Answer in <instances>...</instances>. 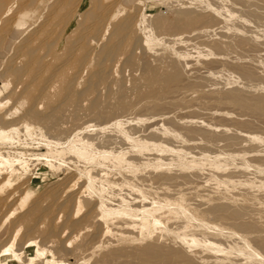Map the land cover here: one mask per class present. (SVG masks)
I'll return each instance as SVG.
<instances>
[{
  "label": "rangeland",
  "instance_id": "1",
  "mask_svg": "<svg viewBox=\"0 0 264 264\" xmlns=\"http://www.w3.org/2000/svg\"><path fill=\"white\" fill-rule=\"evenodd\" d=\"M218 4L0 0V264H86L78 254L94 249L110 227L103 202L89 195L92 179L98 173L124 185L129 150L143 146L138 140L154 134L170 139L164 109L184 126L192 109L203 111L204 122L248 123L245 132L261 149L245 159L264 163V118L244 115L234 100L222 101L216 92L189 86L170 95L185 110L152 97L153 106L138 110L137 119L127 115V104L140 102L144 81L161 67L179 75L185 87L189 73L217 77L222 60L207 42L218 41L226 21L209 11ZM188 5L192 14L180 28L178 11ZM203 17L218 18L220 27L203 26ZM194 21L197 33L185 27ZM207 29L214 33L211 41ZM258 31L264 37V26ZM248 34H236L235 40L246 38L238 48L244 57L232 52L229 70L264 74V47L251 44ZM221 81L229 91L240 86ZM194 212L190 226L209 218Z\"/></svg>",
  "mask_w": 264,
  "mask_h": 264
},
{
  "label": "bare ground",
  "instance_id": "2",
  "mask_svg": "<svg viewBox=\"0 0 264 264\" xmlns=\"http://www.w3.org/2000/svg\"><path fill=\"white\" fill-rule=\"evenodd\" d=\"M213 1L219 4L209 11L226 19L225 24L217 27L218 18L203 17L202 25L220 27L218 41L207 42L222 60L221 71L215 72L217 77L189 73L185 87V80L179 82V75L161 67L144 81L147 90L140 102L127 104L130 120L139 117L141 108L153 106L152 97L169 108H184L170 95L189 86L216 92L222 101L234 100L244 115L252 112L264 118V74L229 70L234 65L229 57L232 52L244 57L239 50L246 38L235 40L236 34L243 37L249 31L247 40L264 47V37L258 31L260 25L264 26L263 0ZM190 6L178 11L176 26L184 27L185 19L192 14ZM196 25L194 21L185 27L197 33ZM204 36L211 41L214 33L207 29ZM221 79L240 86L229 91ZM151 83L159 89L152 88ZM258 85L260 89L255 88ZM243 88L250 91L243 93ZM165 110L162 116L167 120L170 139L157 134L142 136L138 143L143 146L129 150L132 154L126 161L124 185L98 173L92 179L89 195L103 202L110 227L100 243L78 254L77 260L86 264H264V163L245 159L248 153L256 154L261 149L245 132L249 124L236 119L204 122L203 111L192 109L184 126L178 117L163 114ZM172 202L184 207L172 206ZM194 210L202 218H209L190 226Z\"/></svg>",
  "mask_w": 264,
  "mask_h": 264
}]
</instances>
